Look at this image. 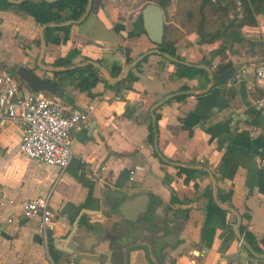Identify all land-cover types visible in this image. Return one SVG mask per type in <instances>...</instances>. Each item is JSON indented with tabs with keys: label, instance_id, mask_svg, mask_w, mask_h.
Instances as JSON below:
<instances>
[{
	"label": "crops",
	"instance_id": "1",
	"mask_svg": "<svg viewBox=\"0 0 264 264\" xmlns=\"http://www.w3.org/2000/svg\"><path fill=\"white\" fill-rule=\"evenodd\" d=\"M175 1L159 3L163 36L174 43L180 60L197 64L206 59L212 70L222 62L237 65L227 82L204 92L210 85L208 73L194 79L177 77L168 60L151 53L131 69L129 88H110V76H116L109 69L127 65L126 49L134 59L156 47L143 29L144 3L136 0H92L88 15L70 26L67 41L61 44L42 41L41 25L26 13L0 10V73L10 68L16 73V67L25 66L55 80L57 86L66 81L68 92L60 97L43 92L57 98L65 110L78 107L87 114L70 134L73 155L61 175L56 166L22 157L21 128L0 121V215L13 218L0 230V264H264V257L249 256L233 231L240 216V224L259 245L264 239V105L258 104L264 99V84L254 71L264 62V10L255 15V24L243 26L244 40L227 45L223 56H212L222 39L202 40L195 22L176 10ZM68 56V66L54 65L57 58ZM88 64L102 79L91 94L78 88L75 76L64 75ZM17 81L22 92H28L24 82ZM183 86L192 93L155 110L156 145L166 163L147 140L150 109L166 95L185 91ZM203 164L217 173L215 184L208 173L188 183L177 174L178 165ZM214 185L230 192L229 207L236 211L234 217L228 212L234 238L227 247L221 227L210 246L202 242L203 194ZM50 189L54 219L43 236L38 219L25 218L18 204ZM126 199H134L132 207L146 203L136 220L125 219L118 211ZM9 200L13 202L8 204ZM164 225L167 230H160ZM75 237L81 245L71 251L66 245ZM166 239L175 242L174 247H165Z\"/></svg>",
	"mask_w": 264,
	"mask_h": 264
},
{
	"label": "trees",
	"instance_id": "2",
	"mask_svg": "<svg viewBox=\"0 0 264 264\" xmlns=\"http://www.w3.org/2000/svg\"><path fill=\"white\" fill-rule=\"evenodd\" d=\"M160 1L161 0H144L142 8L148 3L159 4ZM239 1V7L236 5V0H228L225 3L212 2L211 0H176L175 2L177 5L176 10L183 12L184 15L186 14L188 22H195V28L202 40L214 41L216 39H222L223 44L212 51L211 55L223 56L227 45L244 40L242 36L243 26L245 24H255V15L262 13L264 10L262 8V0ZM87 4L88 0H56L53 2L46 0H23L19 3L9 2L8 0H0V10L11 9L26 13L32 17L37 24L46 25L43 29V36L47 44H61L67 41L71 25L57 27L53 26V24L62 23L67 20L80 19L87 7ZM239 12L242 13L241 17H238ZM158 49L178 59L174 43L167 41L165 36H163L162 43L158 46ZM125 51L126 56L124 63L128 64L133 60V57L129 56L128 49ZM162 58L164 57L162 56ZM145 59L146 56L142 59V61ZM141 62H139L135 68H137ZM169 62L175 67L174 75L177 77L194 79L196 75L201 74L208 77L205 70L187 66L178 62ZM202 62L210 65V62L206 59H203ZM261 62L262 61L259 63ZM69 64H71V56L66 58H57L54 61V65L56 66H68ZM231 66L232 63L230 61L222 62L221 64L216 65L214 73L219 74ZM121 68V65L114 64L110 67L109 72L112 76H117L121 71ZM10 70L19 80V77L16 75L13 68H10ZM64 75L75 76L78 88L89 94H91V90L95 84L102 80L99 77L96 68L91 64L68 70L64 73ZM133 78V71L131 70L124 80L113 85H109V87L116 90L120 88H129V82H131ZM62 79L63 77L60 78V80ZM186 88V86H183L182 90H186ZM184 97H186V95L175 96L172 99L180 100ZM157 117L158 116L156 115V118ZM148 129L149 133L147 140L151 145H153V129L151 123L149 124ZM261 157L264 158V151L261 152ZM203 166L206 167L207 164H203ZM176 170L178 175H184L185 183H188L190 180H194L198 176H207V172L204 169L177 166ZM214 176L218 178L217 173H214ZM194 186H197V184L194 183ZM203 197L206 199V218L202 230V242L206 246H210L216 228L221 227L224 229L222 244L224 247H227L234 238L233 231L227 222L228 211L218 206L214 201L212 188L210 186H208L204 191ZM174 198H172V200ZM217 198L220 203L230 206L228 203L230 192L223 193L220 188H217ZM246 217L249 218V215H246ZM80 222L85 223L86 221L82 218ZM240 232L243 238L252 246L254 251L257 253H263L264 239L261 241V245H259L255 236L247 230L243 224H240ZM247 253L249 256L253 257L248 251Z\"/></svg>",
	"mask_w": 264,
	"mask_h": 264
},
{
	"label": "built area",
	"instance_id": "3",
	"mask_svg": "<svg viewBox=\"0 0 264 264\" xmlns=\"http://www.w3.org/2000/svg\"><path fill=\"white\" fill-rule=\"evenodd\" d=\"M211 1L225 3L228 0ZM236 5L240 6L239 0H236ZM254 71L256 78L264 84V62L257 64ZM258 104L264 105V99ZM86 118L87 114L82 109L73 107L65 110L57 98L48 97L43 91L22 92L11 71L0 73V121L7 120L21 128L19 152L22 157L56 166L61 175L73 155L70 134ZM130 175L134 172L130 171ZM50 195L51 189L18 204L25 218L38 219V228L43 236L54 219ZM12 202L9 200L8 204ZM12 222L11 216L0 215V230Z\"/></svg>",
	"mask_w": 264,
	"mask_h": 264
},
{
	"label": "water",
	"instance_id": "4",
	"mask_svg": "<svg viewBox=\"0 0 264 264\" xmlns=\"http://www.w3.org/2000/svg\"><path fill=\"white\" fill-rule=\"evenodd\" d=\"M8 1L19 3L23 0H8ZM46 1L53 2L56 0H46ZM91 3H92V0H88L87 7H86V9H85V11H84V13L80 19H78V20H67V21H64L62 23L53 24V26L61 27V26H68V25H72V24H78V23L82 22L89 13V10L91 8ZM141 17H142L143 29H144L145 33L148 35L149 39L152 41V43H154L156 45V47L153 49H150L148 51H145L141 55L134 58L131 62H129L121 70V72L116 77L110 76V80L112 82L111 84H115L117 82L124 80L128 76L129 71L133 67H135L145 56H147L148 54H151V53L159 54V55L163 56L165 59H167L168 61L178 62V63H182V64L187 65V66H191V67H195V68L205 70L209 74L210 85L204 90V92L208 91L211 88V86L214 85L215 83L216 84H223V83L227 82L235 74L237 65H232L231 67L222 71L221 73L215 74L214 70H212V68L205 63L194 64V63L186 62L184 60L177 59L176 57H173L168 53L160 51L158 49V46L162 43V40H163L164 14H163L162 8L159 4H155V3L146 4L141 9ZM45 27H46V25L42 24L40 26V29H39V36H40V39L42 41H44L43 29ZM93 64L95 66L100 67V65L97 63H93ZM16 75L24 82L26 88L28 89V92L47 90L50 93H56L57 97H60L62 92H68L65 89L66 81H62L60 83V85L57 86V82L55 80L41 77L25 66L16 67ZM191 93H192V91H190V90L176 91V92L170 93V94L166 95L165 97L159 99L156 103L153 104V106L150 109L151 123H152V129H153L152 130L153 131V146H154V149H155L157 156L163 162L167 163L168 161L158 151V148L156 145V115H155V110L159 106H161L163 103H165L168 100H171L175 96L188 95ZM231 148H233L236 151L241 152V153L246 152L245 149H243L239 146H236V145H231ZM173 164H176V163H173ZM178 166L195 168V169H204L208 173L212 182L214 184L216 183V178L214 177V175L210 172V170L208 168H206L204 166H200V167L189 166V165H178ZM212 193H213V199L217 203V205L220 206L221 208L227 210L228 212H231L233 214V217H234L236 215V211L229 206H223L219 202V200L217 198V186L216 185H214V188L212 189ZM145 196H147V195H145ZM133 203H134V199H126L123 202H121L120 205L118 206V211L121 213V215L125 219L136 220L138 218V215L146 210V203L140 204L139 207L138 206L132 207V206H134ZM141 207L143 209H141ZM240 220H241V217L237 216V221H236L235 227L233 229L236 238L240 241V243L244 246V248L253 257L263 258L264 252L263 253H257L256 251H254L252 246L243 238V236L240 232ZM166 228H167L166 225H164L163 227L160 228V230L166 231L167 230ZM171 235H173V234L168 233L167 236H171ZM90 238L91 237H88L87 240H93L94 243L97 242L96 239H94V238L90 239ZM165 241H167V243H168V245H166L165 247H174L175 242H170L167 239ZM71 242H72L71 243L72 245H70V243H69L66 245V248L70 249L71 251H75V250L79 249V247L81 245V241H80L79 237H75V239ZM173 250H174V248H173ZM175 252L177 253V251H175Z\"/></svg>",
	"mask_w": 264,
	"mask_h": 264
},
{
	"label": "rangeland",
	"instance_id": "5",
	"mask_svg": "<svg viewBox=\"0 0 264 264\" xmlns=\"http://www.w3.org/2000/svg\"><path fill=\"white\" fill-rule=\"evenodd\" d=\"M137 3L142 4L144 0H136Z\"/></svg>",
	"mask_w": 264,
	"mask_h": 264
}]
</instances>
